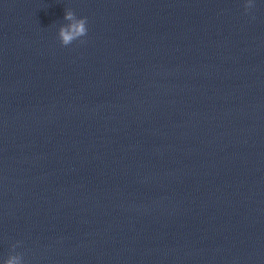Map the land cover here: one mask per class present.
I'll return each instance as SVG.
<instances>
[{
	"label": "water",
	"instance_id": "1",
	"mask_svg": "<svg viewBox=\"0 0 264 264\" xmlns=\"http://www.w3.org/2000/svg\"><path fill=\"white\" fill-rule=\"evenodd\" d=\"M244 2L0 0V258L264 264V2ZM67 10L88 33L65 47Z\"/></svg>",
	"mask_w": 264,
	"mask_h": 264
},
{
	"label": "clouds",
	"instance_id": "2",
	"mask_svg": "<svg viewBox=\"0 0 264 264\" xmlns=\"http://www.w3.org/2000/svg\"><path fill=\"white\" fill-rule=\"evenodd\" d=\"M264 2V0H262ZM255 7L254 0H245L244 9L245 12L248 13L250 10ZM64 20L68 21L67 24H62L58 28V39L62 46H69L73 43V41H81L82 38L87 36L88 33V21L86 17H77L75 13L71 10H67L64 15ZM19 242L15 244L13 247H18ZM0 264H24L23 257L21 254L14 253L9 254L7 258H0Z\"/></svg>",
	"mask_w": 264,
	"mask_h": 264
}]
</instances>
